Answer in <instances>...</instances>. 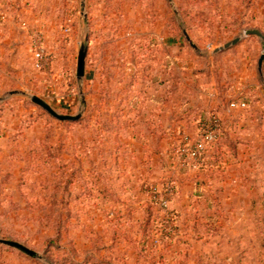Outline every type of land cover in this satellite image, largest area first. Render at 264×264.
Returning <instances> with one entry per match:
<instances>
[{"label": "rangeland", "instance_id": "rangeland-1", "mask_svg": "<svg viewBox=\"0 0 264 264\" xmlns=\"http://www.w3.org/2000/svg\"><path fill=\"white\" fill-rule=\"evenodd\" d=\"M246 30L264 0H0V239L38 255L0 244V264H264Z\"/></svg>", "mask_w": 264, "mask_h": 264}, {"label": "water", "instance_id": "water-1", "mask_svg": "<svg viewBox=\"0 0 264 264\" xmlns=\"http://www.w3.org/2000/svg\"><path fill=\"white\" fill-rule=\"evenodd\" d=\"M83 11H85V3L83 1ZM85 15V12H84ZM244 36H255L257 38H259L262 42V50H263V54L260 57L259 60V67L262 66L263 61H264V36L262 35V33L258 30H246L244 32ZM238 37L236 39H234L233 41L225 44L223 47H220L218 49H216L214 51V53H219L222 52L224 50H227L229 48H231L232 46L238 44L242 37ZM189 40V39H188ZM86 52H87V48L86 46H83L81 51H80V55H79V60H78V78H81L84 74V66H85V58H86ZM15 94V93H14ZM2 101V99H0V102ZM31 101L40 106L43 110H45L48 114H50L53 118L59 120V121H76L79 119L78 117H72V116H66V115H59L57 114L46 102H44L43 100L39 99L38 97H31ZM0 244L5 245V246H9L11 248L17 249L20 252L32 257V258H37L38 255L37 253H35L34 251L30 250L29 248L25 247L24 245L15 242V241H11V240H2L0 239Z\"/></svg>", "mask_w": 264, "mask_h": 264}, {"label": "built area", "instance_id": "built-area-1", "mask_svg": "<svg viewBox=\"0 0 264 264\" xmlns=\"http://www.w3.org/2000/svg\"><path fill=\"white\" fill-rule=\"evenodd\" d=\"M37 58H41V54H37ZM211 138H212V134L206 136L207 140H210ZM204 149H205L204 142H202V141L198 142L196 144V148H195V151L193 152L192 156L193 157L200 156L202 154V152L204 151Z\"/></svg>", "mask_w": 264, "mask_h": 264}, {"label": "trees", "instance_id": "trees-1", "mask_svg": "<svg viewBox=\"0 0 264 264\" xmlns=\"http://www.w3.org/2000/svg\"><path fill=\"white\" fill-rule=\"evenodd\" d=\"M62 122H66V123H67V122H72V121H62ZM74 122H77V121H74ZM144 235L146 236V239H148V241H149L150 238L152 237V234H151V233H148V232L145 233Z\"/></svg>", "mask_w": 264, "mask_h": 264}]
</instances>
